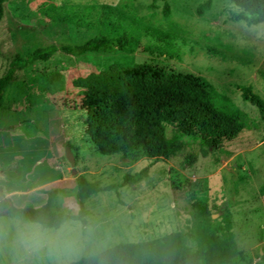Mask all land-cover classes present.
Returning <instances> with one entry per match:
<instances>
[{"label":"rangeland","instance_id":"obj_1","mask_svg":"<svg viewBox=\"0 0 264 264\" xmlns=\"http://www.w3.org/2000/svg\"><path fill=\"white\" fill-rule=\"evenodd\" d=\"M204 1L4 2L0 76L15 53L26 56L50 43H81L100 35L115 41L123 31L128 42L113 53L69 55L56 51L48 59L36 60L14 72L0 106V143L8 137L11 150L0 155V182L5 190H24L12 203L37 206L46 199V193L39 190L45 187L56 190L52 209L72 215L80 208L75 175L84 173L101 189L84 199L85 223L66 218L57 228H44L21 214H1L0 264H67L121 242L151 247L165 233L186 230L191 202L198 199L210 204L218 236L233 239L246 252L242 264H264V119L257 106L241 98L238 88L250 84L264 100V21L248 25L232 17L241 10L233 3L211 0L209 8H200ZM47 2L107 3L129 19L95 27L61 23L45 16L41 6ZM171 23L184 30L192 51L184 48L185 53L176 58L139 47L142 25L167 27ZM141 62L196 75L208 88L229 96L246 114L250 128L224 141L221 149L205 148L203 152L197 141L166 126L169 148L179 147L167 159L146 157L127 164L117 154L100 153L85 132L82 88L74 86L72 79L90 71ZM54 70L61 72L63 79L50 91L45 76ZM67 150L75 159L73 166L66 159ZM146 166V178L120 184L125 174ZM170 167L190 180L208 177L207 189L196 196L173 190ZM5 171L8 175H3ZM46 180L50 181L43 183ZM109 185L112 187L104 188ZM30 188L35 189L27 192ZM225 204L229 205L225 214L216 210Z\"/></svg>","mask_w":264,"mask_h":264},{"label":"trees","instance_id":"obj_2","mask_svg":"<svg viewBox=\"0 0 264 264\" xmlns=\"http://www.w3.org/2000/svg\"><path fill=\"white\" fill-rule=\"evenodd\" d=\"M0 0V19L3 4ZM241 8L232 13L236 20L248 25L264 21V0H227ZM211 0H205L200 8H209ZM42 11L51 20L61 23L75 22L87 27L115 24L129 19L123 12L107 3L43 4ZM200 8L198 9L200 11ZM139 47L144 51L180 57L184 48L191 50L184 30L176 23L167 27L153 24L141 26ZM128 42L125 31L109 40L104 35L93 36L81 43L54 44L37 47L28 55L15 53L0 76V106L5 89L14 72L36 60H46L54 52L80 55L86 51L116 52ZM208 52L213 48L206 47ZM62 73L51 71L45 76L50 91L62 82ZM72 84L82 88L86 118L84 129L97 151L117 154L124 163L132 164L141 158H169L179 147L169 148L166 126L199 143L204 149H221L224 141L238 136L250 124L246 114L227 95L208 88L196 75L167 69L151 62L132 63L117 69L90 71L72 79ZM243 100L257 106L264 119V100L253 91L250 84L238 86ZM75 160V159H74ZM143 167L123 176L121 185L137 182L148 175ZM169 183L173 190H185L196 196L207 189L208 177L190 180L182 177L175 167L169 168ZM76 198L79 210L67 215L52 209L55 189L40 187L46 193L45 201L38 206H15L9 196L0 197L1 214H21L24 219L44 228H57L66 218L85 223L87 210L84 199L101 188L91 184L84 173L75 175ZM106 186L104 188H111ZM2 187L0 185V193ZM227 204L216 207L225 214ZM212 209L201 199L191 202L190 218L185 231L174 230L162 235L154 246L121 242L94 255L82 257L67 264H242L246 252L239 249L233 239L218 236L211 220Z\"/></svg>","mask_w":264,"mask_h":264},{"label":"crops","instance_id":"obj_3","mask_svg":"<svg viewBox=\"0 0 264 264\" xmlns=\"http://www.w3.org/2000/svg\"><path fill=\"white\" fill-rule=\"evenodd\" d=\"M5 140L6 141H3V142H1L0 143V155H1V157L2 156H5V155H8L9 154V152H11V150H10V145H9V139H8V137H6L5 136ZM3 175H8V173L5 171L4 173H3ZM1 179V178H0ZM50 180H46V181H44L43 183H45V182H49ZM0 185H1V187H2V193H3V195H5V196H9L10 198H11V200L13 201V198L15 197V196H17V195H23L21 192H24V190H18V189H7V190H5V188H4V186L1 184V182H0ZM35 188H30V189H27L26 191L27 192H30L31 190H34ZM25 191V192H26ZM25 194V193H24ZM27 194V193H26ZM43 203V201L41 202V204ZM40 205V204H39ZM38 206V205H37Z\"/></svg>","mask_w":264,"mask_h":264},{"label":"water","instance_id":"obj_4","mask_svg":"<svg viewBox=\"0 0 264 264\" xmlns=\"http://www.w3.org/2000/svg\"><path fill=\"white\" fill-rule=\"evenodd\" d=\"M66 159L68 161V163L70 164V166H73L74 165V158L73 156L71 155V153L69 152V150H67V153H66ZM72 173H75V171L73 170ZM2 193H0V197H2Z\"/></svg>","mask_w":264,"mask_h":264}]
</instances>
